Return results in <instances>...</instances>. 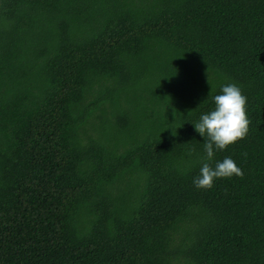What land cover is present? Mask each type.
I'll list each match as a JSON object with an SVG mask.
<instances>
[{
    "label": "trees",
    "instance_id": "obj_1",
    "mask_svg": "<svg viewBox=\"0 0 264 264\" xmlns=\"http://www.w3.org/2000/svg\"><path fill=\"white\" fill-rule=\"evenodd\" d=\"M0 264H264V0H0Z\"/></svg>",
    "mask_w": 264,
    "mask_h": 264
}]
</instances>
